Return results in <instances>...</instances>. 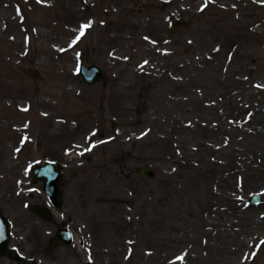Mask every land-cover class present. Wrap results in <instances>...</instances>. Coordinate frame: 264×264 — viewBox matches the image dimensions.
<instances>
[{"label": "rangeland", "instance_id": "rangeland-1", "mask_svg": "<svg viewBox=\"0 0 264 264\" xmlns=\"http://www.w3.org/2000/svg\"><path fill=\"white\" fill-rule=\"evenodd\" d=\"M40 1L0 0V264H264V0ZM47 158L68 246L26 207Z\"/></svg>", "mask_w": 264, "mask_h": 264}, {"label": "water", "instance_id": "water-1", "mask_svg": "<svg viewBox=\"0 0 264 264\" xmlns=\"http://www.w3.org/2000/svg\"><path fill=\"white\" fill-rule=\"evenodd\" d=\"M171 30L174 32L178 28V22L172 21ZM80 73L83 80L87 83H95L99 80H104L106 78L105 73L96 65H83L80 66ZM52 169H54V164L47 161L44 165L35 164L34 170L32 172L33 177L36 179L43 180L44 189L46 193L50 196V198L54 201L55 205L58 207L61 206V192H60V174L58 172L53 173ZM138 172L142 177L153 178L155 176V171L148 166H142L138 168ZM260 193L253 194L251 198L248 200V203L253 205L259 204L261 201ZM33 212L38 215L50 219V214L45 211L42 207L38 205L31 204L28 206ZM58 238L65 244L70 243L72 241V233L69 228L59 227L58 229ZM9 240L8 226L0 213V254L6 251V245ZM16 257L20 258V256L16 253Z\"/></svg>", "mask_w": 264, "mask_h": 264}, {"label": "bare ground", "instance_id": "bare-ground-1", "mask_svg": "<svg viewBox=\"0 0 264 264\" xmlns=\"http://www.w3.org/2000/svg\"><path fill=\"white\" fill-rule=\"evenodd\" d=\"M39 1V3L41 4V6H43V5H47V4H43L40 0H38ZM36 9H37V4H36ZM35 9V10H36ZM36 13H38V14H42V15H49V13H43V12H37V10H36ZM49 18H46V19H44L43 21H45V20H48ZM249 22H246L245 24H248ZM83 25H88V24H85V23H82ZM90 27V26H89ZM88 28V27H87ZM85 29L84 30V33L85 34H87V31H88V29ZM32 170V169H31ZM42 203H44L45 205H47L44 201H41ZM262 219L263 218H259V220L258 221H261L262 222ZM42 220V219H41ZM49 222H52V221H49ZM55 225H61V224H59L58 222H57V219H55ZM8 226V225H7ZM9 227V226H8ZM22 264H30V262H26V261H24Z\"/></svg>", "mask_w": 264, "mask_h": 264}, {"label": "flooded vegetation", "instance_id": "flooded-vegetation-1", "mask_svg": "<svg viewBox=\"0 0 264 264\" xmlns=\"http://www.w3.org/2000/svg\"><path fill=\"white\" fill-rule=\"evenodd\" d=\"M52 160H54L55 161V163H56V167H57V169L58 170H61L62 171V168H61V166H60V162H58L57 160H55V159H52ZM62 173H63V171H62ZM41 201V200H40ZM44 202L47 204V206H49V207H52L53 206V203H52V201L48 198V197H46V200H44ZM38 203H42V202H38ZM44 204V203H43ZM36 216V215H35ZM36 217H38V216H36ZM39 218V217H38ZM41 219V218H40ZM54 224V226L56 227V225H55V223H53ZM49 244H50V239H49ZM60 246V245H59ZM51 248H56V247H52V246H50Z\"/></svg>", "mask_w": 264, "mask_h": 264}, {"label": "snow or ice", "instance_id": "snow-or-ice-1", "mask_svg": "<svg viewBox=\"0 0 264 264\" xmlns=\"http://www.w3.org/2000/svg\"><path fill=\"white\" fill-rule=\"evenodd\" d=\"M90 26V24L89 25H82L81 26V30H80V35H83L84 34V30L87 28V27H89ZM77 39H79V36L77 37ZM145 63H147V62H145ZM177 259H182L181 257H178Z\"/></svg>", "mask_w": 264, "mask_h": 264}]
</instances>
